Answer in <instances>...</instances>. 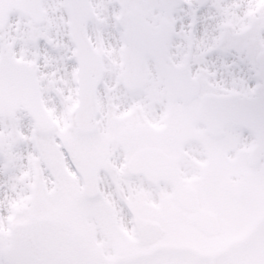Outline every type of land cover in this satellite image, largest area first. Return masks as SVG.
I'll use <instances>...</instances> for the list:
<instances>
[{
    "label": "snow or ice",
    "instance_id": "1",
    "mask_svg": "<svg viewBox=\"0 0 264 264\" xmlns=\"http://www.w3.org/2000/svg\"><path fill=\"white\" fill-rule=\"evenodd\" d=\"M0 264H264V0H0Z\"/></svg>",
    "mask_w": 264,
    "mask_h": 264
}]
</instances>
